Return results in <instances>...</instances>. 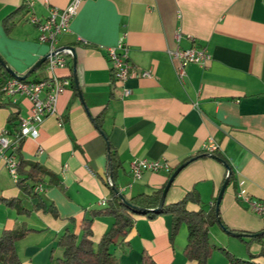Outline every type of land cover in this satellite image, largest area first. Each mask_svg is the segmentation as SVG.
Returning <instances> with one entry per match:
<instances>
[{"label": "crops", "instance_id": "obj_1", "mask_svg": "<svg viewBox=\"0 0 264 264\" xmlns=\"http://www.w3.org/2000/svg\"><path fill=\"white\" fill-rule=\"evenodd\" d=\"M72 1L35 0L29 7L26 0H0V83L13 76L9 70L25 76L48 54L30 16L45 19L53 7ZM121 39L130 62L153 71L127 81L128 97L106 54ZM60 44L75 50L76 64L70 55L67 67L56 70L71 84L59 96L58 114L42 118L39 137H26L17 153L18 161H36L48 171L43 189H35V197L27 194L0 154V196L12 201H0V235L29 229L15 243L22 264H59L60 236L67 228L79 232L82 219L109 201L114 188L131 198L167 185V171H145L135 180L131 163L138 159L165 160L173 173L187 163L166 202L194 190L200 202L187 205L194 211L217 210L232 171L219 220L209 231L215 249L208 264H235L221 248L264 264V242L251 236L264 231V215L238 197L244 180L248 194L264 200V0H83ZM193 46L206 47L211 60L188 65L181 79L169 50ZM47 74L45 61L27 78L39 81ZM31 108L26 96L16 103L0 96V137L7 131L12 138ZM209 138L219 146L216 157L202 156ZM40 201L57 216L38 208ZM133 217L128 236L111 247L116 264H140L144 252L157 264H197L184 253L185 223L171 239L170 214ZM113 223L112 216L95 218V243Z\"/></svg>", "mask_w": 264, "mask_h": 264}, {"label": "trees", "instance_id": "obj_2", "mask_svg": "<svg viewBox=\"0 0 264 264\" xmlns=\"http://www.w3.org/2000/svg\"><path fill=\"white\" fill-rule=\"evenodd\" d=\"M8 19L9 17L6 18L5 25ZM9 76L13 77L11 75ZM24 80L28 81L29 79L26 78ZM15 117L14 114L11 115V120H16ZM15 126L17 128L13 132V136L19 130L20 122ZM202 156H207V154ZM111 157L113 160V156ZM113 166L111 162L109 167L111 168ZM228 167L230 168V166ZM47 173L48 171L38 162L21 159L18 164L19 178L17 184L27 194L35 197L38 193L37 191L35 193L36 186L43 181L44 175ZM171 174H173V170ZM232 176L233 172L231 171V173L229 172V179ZM166 186L152 193H144L131 198H123L114 188L112 198L107 201L106 205L91 210L90 216L82 219L79 232H76L75 228H67L60 236L58 244L63 248V255L59 259V264H116L111 247L118 243L119 240L128 236L134 226V214L146 215L152 219L159 215L170 214L172 216L171 239L175 237L181 225L185 223L188 227V242L184 250L185 256L190 260L196 261L197 264H208L215 249L210 241L209 231L211 226L219 220L218 211L216 208H212L210 211H204L202 209L198 211L189 210L187 205L190 201L200 202L199 194L194 190L189 191L178 202H165L162 207H159ZM0 201L12 203V201L9 202L7 198L1 196ZM37 207L44 208L46 212H52L57 216V210L47 207L42 201L37 204ZM102 216L114 217V223L104 233L100 241L95 243L92 239L93 223L95 218ZM224 228L228 229L226 226ZM27 231L29 229L24 228L21 231L4 230L2 232L0 235V263L22 264L15 243ZM251 236H254V239L264 242V231L253 233ZM221 250L235 264H259L257 262L236 258L226 248H221ZM262 253H264V247ZM140 264L157 263L149 254L144 252Z\"/></svg>", "mask_w": 264, "mask_h": 264}, {"label": "built area", "instance_id": "obj_3", "mask_svg": "<svg viewBox=\"0 0 264 264\" xmlns=\"http://www.w3.org/2000/svg\"><path fill=\"white\" fill-rule=\"evenodd\" d=\"M83 0H73L65 8L53 7L47 18L41 19L36 15H31L29 21L39 30L40 41L49 47L47 54V76L39 81H25L18 77H11L0 83V92L5 93L14 103L17 96H26L32 101L30 115L20 121L19 130L12 137H8V132L3 131L0 137V154L5 160L6 166L17 181L18 158L17 150L26 137L38 138L40 131L38 124L44 117L58 114L59 96L70 86L71 81L67 78L59 77L56 70L67 67L68 57L71 50L60 44L62 34L70 30L71 22L77 14L78 8ZM35 0H26V5L33 7ZM179 36V35H178ZM106 54L112 65V70L116 82L123 85L124 96L128 97L131 90L125 87L128 80L137 77H151L152 70H139L130 62L129 49L123 39L114 46L106 47ZM170 57L177 61V72L181 79L186 75V68L190 64L205 66L211 55L204 46H193L191 48H176L169 50ZM62 125V122L60 123ZM218 144L213 138L204 144L203 152L209 156L215 155ZM43 152L42 148H39ZM171 164L165 160L138 159L131 163V172L135 180L140 179L145 171L172 172ZM245 181H240L238 197L247 202L255 213L264 215V200L252 198L244 187ZM42 184L36 186V190H42ZM107 204V200L101 201V205Z\"/></svg>", "mask_w": 264, "mask_h": 264}, {"label": "water", "instance_id": "obj_4", "mask_svg": "<svg viewBox=\"0 0 264 264\" xmlns=\"http://www.w3.org/2000/svg\"><path fill=\"white\" fill-rule=\"evenodd\" d=\"M67 49H70L71 50V55H73L74 56V61H75V50H74V48L73 47H66ZM47 60V57L46 58H43L33 69H31L30 71H29V73L28 74H26L25 76H18L17 74H15L12 70H9L10 71V73L14 76V77H19L20 79H22V80H24V79H26L33 71H34V69H36V68H38V67H40L42 64H43V62H45ZM0 61L3 63V61L0 59ZM75 64H76V61H75ZM209 156V155H208ZM212 157H216L215 155H211ZM187 165V163H183L182 165H180L176 170H175V172L171 175V177H170V179H169V181H168V184H167V186H166V188L164 189V191H163V196H162V199H161V202H160V206L159 207H162L164 204H165V202H166V197H167V193H168V191H169V189H170V187H171V185H172V183H173V181H174V179L176 178V176L179 174V172L185 167ZM228 184H229V179H227L226 181H225V183L223 184V186H222V189H221V191H220V194H219V196H218V200H217V210H219V205H220V203H221V200H222V197H223V194H224V192H225V190H226V188H227V186H228ZM122 197L124 198V196L122 195ZM235 234H237V235H241V234H238V233H235Z\"/></svg>", "mask_w": 264, "mask_h": 264}, {"label": "rangeland", "instance_id": "obj_5", "mask_svg": "<svg viewBox=\"0 0 264 264\" xmlns=\"http://www.w3.org/2000/svg\"><path fill=\"white\" fill-rule=\"evenodd\" d=\"M0 96H2L3 98H6L7 97V95L5 94V93H3V92H0ZM13 178V177H12ZM14 179V178H13Z\"/></svg>", "mask_w": 264, "mask_h": 264}]
</instances>
